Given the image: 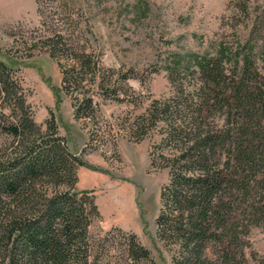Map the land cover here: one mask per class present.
<instances>
[{"label": "trees", "instance_id": "1", "mask_svg": "<svg viewBox=\"0 0 264 264\" xmlns=\"http://www.w3.org/2000/svg\"><path fill=\"white\" fill-rule=\"evenodd\" d=\"M79 43L56 31L32 46L57 60L75 117L97 123L102 102L124 100L118 80L130 76ZM196 62V69L169 65L173 93L154 99L125 130L138 140L159 132L151 163L167 167L169 179L161 187L157 236L174 247V263L248 264L251 229L264 227V74L250 53ZM20 72L0 57V130L12 137L0 148V264H113L108 242L115 244L118 232L125 264H156L135 232L91 233L101 213L94 189L77 188L86 161L54 114L45 127L35 120ZM106 133L90 132L82 151L104 144Z\"/></svg>", "mask_w": 264, "mask_h": 264}, {"label": "rangeland", "instance_id": "2", "mask_svg": "<svg viewBox=\"0 0 264 264\" xmlns=\"http://www.w3.org/2000/svg\"><path fill=\"white\" fill-rule=\"evenodd\" d=\"M56 31L72 35L106 66L122 68L130 76L127 82L118 80L124 100L102 102L97 123L75 117L57 60L46 48L32 46ZM246 53L264 74V0H0V57L20 67L35 120L45 127L54 114L70 148L86 161L78 168L77 188L94 189L101 213L91 233L114 228L135 232L156 264H175L174 247L159 239L156 224L169 169L151 163L159 132L138 140L125 125L154 99L173 93L169 65L179 61L182 67L196 69L197 57ZM230 65L227 60L226 67ZM174 79L189 86L196 82L190 77ZM97 129L112 133L105 134L104 144L91 143L83 152L90 132ZM119 129L116 138L113 133ZM11 140L0 130V148ZM117 187L125 190V197L115 194ZM115 235V244L108 242L109 258L113 264H125L124 238ZM249 240L248 264H260L264 227H253Z\"/></svg>", "mask_w": 264, "mask_h": 264}, {"label": "bare ground", "instance_id": "3", "mask_svg": "<svg viewBox=\"0 0 264 264\" xmlns=\"http://www.w3.org/2000/svg\"><path fill=\"white\" fill-rule=\"evenodd\" d=\"M117 188H118V187H117ZM114 191H116V193H115V192H114V193H115L116 195H118V196H120V195H122V196H124V197L126 196V194H125V192H124L125 190L123 191L122 188H120V189L118 188L117 190H114ZM124 200H126V198H125ZM114 205H115V204H114Z\"/></svg>", "mask_w": 264, "mask_h": 264}, {"label": "crops", "instance_id": "4", "mask_svg": "<svg viewBox=\"0 0 264 264\" xmlns=\"http://www.w3.org/2000/svg\"><path fill=\"white\" fill-rule=\"evenodd\" d=\"M91 176H93V174L89 173Z\"/></svg>", "mask_w": 264, "mask_h": 264}]
</instances>
